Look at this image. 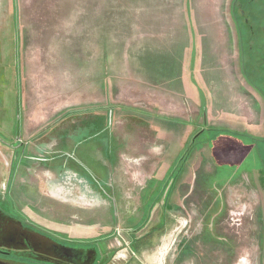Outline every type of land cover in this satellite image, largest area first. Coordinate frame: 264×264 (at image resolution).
<instances>
[{"label":"rangeland","instance_id":"obj_1","mask_svg":"<svg viewBox=\"0 0 264 264\" xmlns=\"http://www.w3.org/2000/svg\"><path fill=\"white\" fill-rule=\"evenodd\" d=\"M119 2L0 0V204L101 264H264V0H160L194 29H223L204 61L235 73V99H177L158 137L150 86L118 56L125 19L99 65L94 8ZM87 130L128 147L116 154L127 176L105 185L72 168L84 162L59 152L60 136Z\"/></svg>","mask_w":264,"mask_h":264},{"label":"crops","instance_id":"obj_2","mask_svg":"<svg viewBox=\"0 0 264 264\" xmlns=\"http://www.w3.org/2000/svg\"><path fill=\"white\" fill-rule=\"evenodd\" d=\"M162 8L173 9L175 7H161L160 0H120L113 9L111 8L115 10L112 13L104 8L103 11L94 8L93 13V18L99 27L96 35L98 34V39L102 42V51L98 57L103 58V61L99 63L101 67L103 65V72L107 67H111L112 46L108 43L112 42L110 37L113 35V29H117L121 20L125 19L124 30L123 27L122 32L119 30L121 34H126V37H121L119 40L120 43L125 42V45L121 46L118 56L136 59L134 65L129 66H134V71L140 74L143 82H147L150 86V91H143L142 96L151 97L152 108L158 113V119L153 120L158 122L154 126L157 130L163 127L160 121L169 122L177 119L165 117L164 114L169 116L181 114L182 109L178 107L181 102L177 99L196 102L201 98L220 96L223 104L225 100L235 99H232L229 94L225 96L226 90H235V73L218 69L219 66L212 60L204 61V58L209 56L213 58L214 53L221 46L223 47L221 44L225 41L224 35L218 34L222 33L223 29H194L192 20L184 19V12L176 18V13L169 11L166 13ZM151 32L154 35L152 38L149 35ZM228 37L233 38L231 35ZM104 49L105 53H103ZM129 66L126 62V68ZM127 71L133 70L127 69ZM14 75L17 80L16 73ZM194 79L197 85L194 84ZM210 88L214 89L212 94L208 93ZM153 134L158 137L161 132L158 130ZM60 140L62 150L59 152L81 154L78 159L81 163L84 162V167L75 164L71 166L76 171H83L89 181L104 178L105 185H107V179L112 174L110 171H113L115 178L127 176V173H122V169L116 168L120 164V159L116 157V154H120L122 150L125 153L128 152V147L118 146V142L113 140V136L108 131L87 130L78 131L75 134L63 131ZM87 170L92 173V177ZM153 181H150L151 185L148 186L149 188L154 186L153 189H157L158 182ZM146 190L143 187L135 193L138 195V192H143L144 194ZM56 191L57 189L54 192L56 196L62 193V191L60 193ZM119 192L120 202H125L127 197L122 185H120ZM100 196L103 197L101 193ZM142 199L145 198L142 197Z\"/></svg>","mask_w":264,"mask_h":264},{"label":"flooded vegetation","instance_id":"obj_3","mask_svg":"<svg viewBox=\"0 0 264 264\" xmlns=\"http://www.w3.org/2000/svg\"><path fill=\"white\" fill-rule=\"evenodd\" d=\"M99 252L62 241L0 204V261L8 264H101Z\"/></svg>","mask_w":264,"mask_h":264},{"label":"water","instance_id":"obj_4","mask_svg":"<svg viewBox=\"0 0 264 264\" xmlns=\"http://www.w3.org/2000/svg\"><path fill=\"white\" fill-rule=\"evenodd\" d=\"M0 264H8V263H5V262H3V261H0Z\"/></svg>","mask_w":264,"mask_h":264}]
</instances>
